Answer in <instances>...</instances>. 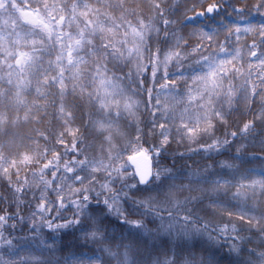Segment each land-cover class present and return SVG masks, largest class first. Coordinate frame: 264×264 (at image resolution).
<instances>
[{"label": "snow or ice", "instance_id": "obj_1", "mask_svg": "<svg viewBox=\"0 0 264 264\" xmlns=\"http://www.w3.org/2000/svg\"><path fill=\"white\" fill-rule=\"evenodd\" d=\"M130 3L147 4L152 14L145 20L142 10L128 7ZM165 4L168 0H0V18L7 17L3 21L5 27L11 20L8 35L16 36L14 41H6L4 30L0 29V71L6 65L9 85L15 78L14 95L0 90V134L20 120L19 115L10 118L9 110L19 112L27 107L23 93L38 74V51L49 56L55 53V59H50L40 73L43 79L36 81V92L42 97L53 95L51 103L58 118L56 130L47 134L37 130L35 147L31 136L19 142L0 143V181L6 182L0 193V204L6 205L0 209V250L6 249L8 256L17 257L6 259L0 251V264H51L42 258L43 253L55 255L59 251L64 230L78 232L74 238L85 243L116 240L108 234L109 228L114 227L112 218L127 226L128 233L120 235L115 251L111 245L101 249L116 264H256V260L264 264V251L244 247L248 243L264 245V168L259 178H253L255 168L242 171L237 164L219 161L218 174L214 161L203 171H190L188 183L177 184L174 165L161 162L173 139V128L178 143L210 139L211 143L188 149L192 154L203 152L204 158L210 159L229 152L237 139H247L257 122L264 124V51L256 50L264 47V25L229 29L224 41L213 38L218 30L209 33L196 26L185 35L175 25L183 26L195 17L172 19L178 11L176 0L171 6L162 7ZM218 7L213 3L195 16L216 12ZM241 32L254 37L251 44L238 46ZM193 39L199 42L185 51ZM245 49L250 50V58L258 61L250 63L247 72L238 66ZM205 51L207 54H203ZM194 56L199 58L193 59ZM126 67L129 71L124 72ZM242 76L244 82L235 85L233 81ZM3 79L0 76V81ZM158 79L165 83L157 87ZM180 84L185 85L183 90L179 89ZM42 88L55 91L42 92ZM159 93L171 95L175 104L183 103L185 107L178 113L175 104L161 107ZM145 94L146 101L134 99ZM76 100L102 114L101 119H91L89 113L84 124L91 133L102 137L99 144L87 141L81 128L73 127ZM141 105L152 112L147 135L159 136V143L141 147L145 133L137 127L134 140L118 147L113 142L115 135H123L118 120L125 113L135 117ZM234 112L253 113V119L229 132ZM157 117L165 123L157 125ZM30 119H35L31 109L24 116L25 121ZM177 120L179 123H175ZM220 127L225 129L224 138L216 136ZM39 140L45 141L43 151ZM259 144L264 148V139ZM133 145L135 155L128 156L127 161L136 163L139 156L147 164H136L135 170L129 172L122 153ZM245 147L240 145L232 159L244 163ZM5 148L9 149L7 153ZM179 155L183 158L185 153ZM69 156L72 158L65 159ZM259 158L264 161V156ZM116 161L121 162L117 165ZM34 166L38 168L33 170ZM224 169L230 170V178L222 174ZM49 173L51 178H46ZM129 180L133 182L128 183ZM205 184L210 187H203ZM185 192L188 195L179 199ZM249 199L251 204L247 203ZM69 210L71 215L66 216ZM225 214L228 222L221 224L215 219H223ZM148 217L154 228L148 227ZM25 226L33 241L39 238L36 250L40 256H20L21 248L11 233L17 228L23 231ZM45 228L48 233L42 235ZM7 229L11 231L6 235ZM242 232L250 235H241ZM225 245L227 252H223ZM245 251L247 257L242 260L241 253ZM72 264L84 262L73 260ZM89 264H104V259L97 257Z\"/></svg>", "mask_w": 264, "mask_h": 264}, {"label": "trees", "instance_id": "obj_2", "mask_svg": "<svg viewBox=\"0 0 264 264\" xmlns=\"http://www.w3.org/2000/svg\"><path fill=\"white\" fill-rule=\"evenodd\" d=\"M217 2L218 4L222 5V14L220 15L219 20L221 21L222 25H233L236 23V21L245 22V23H251L254 17L250 16L248 12L252 9L253 5L252 2L254 0H176V3L178 5V11L176 12V15L171 17L172 19L179 20L181 17L187 16L188 14H192L195 10H201L203 6L206 3H212ZM244 4H247L248 6H244ZM22 8H25V10H29L27 7H25L24 4H21ZM172 5V0H168V4L162 5V7H169ZM237 5H240L241 10L245 11V13L241 11H237ZM128 7H139L142 10L143 18L147 20V18L152 14L151 9L147 4H141L137 5L135 3H130L127 5ZM32 7H35V5H32ZM188 9H191V11H188ZM114 15H119V12H114ZM18 16L19 13H16ZM264 16V13L262 14ZM7 17L0 18V29H3V36L5 37L6 41H14L16 39V36L13 34L9 37V33L11 32V20L8 21V27H5L4 25V19ZM251 18V21L249 20ZM264 19V17H261ZM202 23L199 19L194 18L193 21H186L185 25H180L177 23L175 25L176 28L182 29L183 33L186 35L187 32L193 27V26H200ZM19 30V29H18ZM34 39V38H29ZM198 40H191L189 49H186L185 51H190L191 46L195 43H198ZM19 51H30L29 48H19L17 49ZM205 54V52L203 53ZM37 56L41 58V62L38 63L37 66V76L32 78L33 82L29 90L25 91L23 93V97L27 102V107L22 108L17 112L16 109H10L9 115L10 118H15L17 115H19L20 120L18 124L15 127L7 126L4 133L0 134V143L7 144L9 141H16L19 142V140L23 137L31 136L33 137V147H35V144L37 143L35 141V137L37 135V130L39 132L48 133L49 130H56L58 128V118L56 116V108L52 105V100L54 99L53 95H48L47 97H42L37 94L36 88L38 87L36 81L42 80L43 75L40 74L43 72V69L47 66V62L50 59H55V53H53L51 56H49L46 52L38 51ZM198 56H194L193 59H198ZM15 62L14 60L12 61ZM124 72L129 71V68H124ZM149 85L151 84V70H149ZM162 75V73H161ZM0 76H3V80L0 81V90H3L9 94V96L14 95L15 93V78L13 85L8 84V69L6 65L3 67V71H0ZM242 84L244 82V79H236L233 81L235 85H240L238 83ZM165 83V80L158 79L157 81V87L159 85ZM129 88L133 87V85H127ZM185 85L180 84L179 89L183 90ZM42 92H49V91H55V90H49L46 88L41 89ZM155 95V93H154ZM71 99V98H69ZM134 99H140L142 101L147 100L146 94L144 96H136ZM158 99L160 100L161 107L168 106L171 107L175 104V101L171 99V95L165 94V93H159ZM75 103L78 105L75 109V124L73 127H80L81 132L85 135L87 141L89 142H95L99 144L102 137H97L95 134L90 132L89 128H85L84 124L85 121L89 120V113H91V119H101L102 114H97L95 112L94 108H90L86 106L85 104H82L79 100H76ZM155 104V100L152 102ZM33 105H42L46 107H41L39 109H36L32 107ZM185 105L183 103L175 104V111L178 113L181 111ZM241 107V106H240ZM29 109L32 111L33 117L35 119H30L25 121L24 116L25 112H27ZM242 109V108H241ZM240 112L233 113L230 117V123L229 127L227 128V131L233 130V122L235 118H240ZM250 115V118L252 117L253 113H248ZM244 115L243 119L248 118L249 115ZM152 119V112L149 109L148 111L144 110L143 105L137 110L136 116H126L125 114L118 120V124H122L124 122H127V124L130 125L128 129L126 127H119L120 133L123 135H115L114 136V143L120 147L123 148L126 143H128L131 140H134L136 137V128H142L144 130V137L141 141V147L148 148L150 145H152L154 142L159 143V136L153 137L150 135H147L148 129L151 127V125L148 123ZM160 123H165L164 120L157 117V125ZM175 123H179V120L175 121ZM240 124V123H239ZM242 125V124H241ZM225 129L223 127H220L217 132L216 136L223 137ZM107 135V133H105ZM173 139L171 141V144L168 146L167 152L164 154V156L161 158L162 164L166 166H173V171L176 172L178 179L175 181L177 184H186L188 183V173L190 171H203L206 165L213 164V162H217L214 164L215 172L221 173V169L219 167V161H227L228 163H234L241 167V170L243 171L244 168H255L256 171L253 173V178H259L260 170L261 168H264V161H262L259 157L264 156V148H262L259 144V141L264 139V124H261L257 122L255 131L247 138V139H237V141L232 145L229 152H225L223 155L214 156L210 159H205V154L203 152H200L198 154H192L188 151L190 147L195 148L198 147L200 144H206L211 143V140L207 137L199 139L197 143H189L187 140H185L182 143H178L179 137L175 134V129L173 128L172 131ZM144 141H147V143H144ZM28 143V141H25ZM51 142L54 143V137L51 138ZM69 143H71V139L69 138ZM40 145V150L43 151V148L45 147V141L39 140L38 141ZM246 145V147L243 149L242 155L246 158L244 163H241L240 160H234L232 157L236 154V149L240 147V145ZM136 146L133 145L128 149V151H125L122 153L123 160L127 161V157L134 153L133 148ZM15 150V148H13ZM21 152L25 151L24 148L19 149ZM59 150V149H58ZM5 153L9 151L8 148L4 149ZM138 151V149H137ZM180 153H185L183 158H180ZM255 154V155H253ZM52 156V153L50 152L48 154V159H50ZM72 157H66L65 159H71ZM42 161L41 163H43ZM63 161H61L62 163ZM121 161H116L115 163L118 165ZM128 163V162H127ZM38 166H34L33 170H36ZM155 168V164H154ZM128 171L132 172V168L128 164ZM79 174V173H78ZM226 178H230V170L224 169L223 173ZM20 175L23 177L25 175L24 170L22 169L20 172ZM46 178H51V174L49 173ZM12 179L15 180V175L12 176ZM28 179L31 180V177L29 176ZM133 181L129 180L128 183H132ZM6 185V182L0 181V193L4 192V186ZM79 186V185H77ZM115 187H119V182L115 185ZM203 187H210V185H203ZM231 191H235V188H233ZM38 194V193H37ZM184 195H188L187 192L181 194L178 198L183 199ZM28 197L31 198V193L28 194ZM223 199V197H221ZM38 202V201H37ZM205 202L207 203V198H205ZM253 201L249 199L247 203L251 204ZM237 203V202H233ZM6 207L5 204H0V209ZM125 207H128V205H125ZM15 210L14 208L12 209ZM66 216L71 215V210L65 213ZM201 215H204V213H201ZM132 218H139V217H132ZM217 221L221 224L228 222V217L225 214L223 219L220 217H216ZM235 219V218H233ZM152 218L148 217L146 220V223L148 224L149 228H154L155 225L151 222ZM59 222V221H58ZM9 223H12V221H9ZM31 223V221H29ZM111 225L114 227H110L108 234L109 236H115L116 240H105L103 242H97V243H85L83 240L76 239L74 236H79V233H73L71 230H64L62 235V240L58 242L59 251L55 253V255H51L48 252L43 253L44 259H48L51 261V264H56V261H59V264H65V257H67L68 264H72L73 260L83 261L84 264H89V261H95L97 257H103L104 264H116V261L114 259H110L107 257L105 253L101 251L102 248L107 247L109 245L112 246L113 250L115 251V244L119 240V237L121 234L127 235V226H121L118 221L115 218H112L110 220ZM11 231L10 229L6 230L7 233ZM48 229L45 228L42 231V235H47ZM241 235H250L247 232L240 233ZM12 237H15L14 243L18 244L21 248L20 256H27L29 254L40 256L41 253L36 250V245L39 242V238H37L35 241L31 239L32 233L28 230L27 226H25L24 230L21 231L19 228H17L16 231L11 233ZM245 249L248 248H255L257 252L264 251V245H257V243H248L244 245ZM3 252L6 259H17L15 256H8L7 250L2 249L0 250ZM122 251V249H121ZM197 251H199V246L197 247ZM223 252H227V246L225 245ZM216 255H220L221 253H214ZM247 257V251L241 253V259ZM163 258V256L161 257ZM253 260H256L255 257H252ZM256 264H260L258 260H256Z\"/></svg>", "mask_w": 264, "mask_h": 264}, {"label": "flooded vegetation", "instance_id": "obj_3", "mask_svg": "<svg viewBox=\"0 0 264 264\" xmlns=\"http://www.w3.org/2000/svg\"><path fill=\"white\" fill-rule=\"evenodd\" d=\"M255 1H257L255 3ZM262 0H254V2H252L253 5V10L251 9L248 14L252 17H254V19L252 20L251 23H243L240 22L239 20L236 21L235 24L233 25H228V28H224L221 24V21L219 20L220 15L222 14V5L218 4L217 2H212V3H206L203 8L201 9V11H205L206 8L213 4L216 3L218 4V11L207 14L203 17H199L197 19H199L201 21V25L197 26L199 28H203L204 31H207L209 33L213 32V30H218V34L215 35L213 38L217 41H224L225 39V35L227 34V32L229 31V29H234L235 27L239 26L241 28L244 27H248V26H253L255 28H258L261 25H264V19H262L261 17H264L262 14L264 13V3H260ZM245 6H248L247 4H244ZM240 5H237V9L241 10ZM241 12L245 13V11L241 10ZM195 12H193L192 14H188L187 16H192ZM251 21V18L249 19ZM241 44L238 45L240 47H243L245 44H251L254 37L251 34H245L243 32H241ZM233 41L235 40V36L232 37ZM257 51H264V47H260L258 49H256ZM205 54H207V52L205 51ZM243 60L238 64V66H242L244 71L247 72L248 71V65L250 63L255 64L258 63V61L255 58H250V50L245 49L243 52ZM256 71H259V69H255ZM240 79H244V77H240ZM232 131V130H231ZM230 131V132H231Z\"/></svg>", "mask_w": 264, "mask_h": 264}, {"label": "rangeland", "instance_id": "obj_4", "mask_svg": "<svg viewBox=\"0 0 264 264\" xmlns=\"http://www.w3.org/2000/svg\"><path fill=\"white\" fill-rule=\"evenodd\" d=\"M257 1H255V3H256ZM260 3H264V0H262ZM21 6H23V5H21ZM245 6V5H244ZM264 6V5H263ZM241 82V81H240ZM240 82L238 81V83L240 84ZM241 107L240 108H244V105L243 104H241L240 105ZM235 113H237V112H235ZM240 114V113H239ZM125 115L127 116V113H125ZM249 115V114H248ZM243 116L244 115H241L240 114V118H235V120H234V122H233V130L232 131H235V130H237L238 129V127H241L242 125H243V123L245 122V121H247V120H251V119H253V115H252V117L250 118V115L248 116V118H245V119H243ZM240 123V124H239ZM242 124V125H241ZM118 126L119 127H123L124 126V128L126 127V129H128L129 127H130V125L129 124H127V122H124V123H122V124H118ZM205 188H209V187H205ZM198 193H192V195H197ZM206 203V202H205Z\"/></svg>", "mask_w": 264, "mask_h": 264}, {"label": "water", "instance_id": "obj_5", "mask_svg": "<svg viewBox=\"0 0 264 264\" xmlns=\"http://www.w3.org/2000/svg\"><path fill=\"white\" fill-rule=\"evenodd\" d=\"M206 9H207V8H206ZM197 12H202V11H196L195 13H197ZM195 13H194V16H195ZM196 17H198V16H196ZM130 155H135V152L132 153V154H130ZM130 155H129V156H130ZM127 162H128L129 166L132 168L133 171H134L135 168H136V164H140L141 166H144V165L147 164V161L143 160V159L140 158L139 156H137V158H136V163H133L132 161H127Z\"/></svg>", "mask_w": 264, "mask_h": 264}]
</instances>
